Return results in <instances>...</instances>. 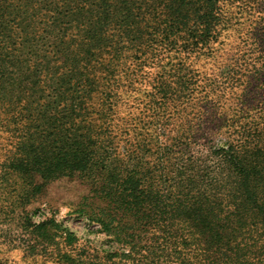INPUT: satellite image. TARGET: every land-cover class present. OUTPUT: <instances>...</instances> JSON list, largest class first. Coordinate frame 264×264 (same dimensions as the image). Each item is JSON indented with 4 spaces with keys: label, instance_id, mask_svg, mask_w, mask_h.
<instances>
[{
    "label": "trees",
    "instance_id": "16d2710c",
    "mask_svg": "<svg viewBox=\"0 0 264 264\" xmlns=\"http://www.w3.org/2000/svg\"><path fill=\"white\" fill-rule=\"evenodd\" d=\"M222 2L0 0V187L10 209H1L0 217L10 225L6 234L16 230L32 252L82 264L65 251L75 241L71 233L63 234L52 218L33 222L26 213L48 183L77 177L89 189L77 213L91 206L86 219L110 242L130 248L131 254H121L125 259L139 253L135 242L148 226V239L160 241L166 254L173 250L177 264H192V258L196 264L262 262L264 124L241 128L225 147L211 146L206 153L214 161L206 170L197 166L203 145H188L172 174L166 163L158 176L141 166H147L144 148L137 147L140 158L131 171L129 151L118 150L131 121L117 105L116 65L129 58L130 43L164 12L153 30L170 52L186 32L189 46L205 48ZM259 20L264 24V15ZM169 86H159L163 98ZM166 152L152 155L162 161L158 155Z\"/></svg>",
    "mask_w": 264,
    "mask_h": 264
},
{
    "label": "rangeland",
    "instance_id": "374dc122",
    "mask_svg": "<svg viewBox=\"0 0 264 264\" xmlns=\"http://www.w3.org/2000/svg\"><path fill=\"white\" fill-rule=\"evenodd\" d=\"M218 9L221 17L216 33L211 41L204 42L205 48L189 46L191 33L186 32L177 36L176 51L170 52L153 30L163 19L162 12L158 21L156 14L152 18L151 29L130 43L134 47L126 52L129 58L116 65L120 84L117 105L121 116L131 121L128 136L118 150L122 154L121 147L125 146L129 151L130 171L140 158L137 147H142L147 166H141L145 170L158 176L165 173L160 167L169 163L172 174L174 160L188 145L193 149L203 145L199 149L205 152L197 166L206 170L214 161L206 153L211 146L225 147L241 128L264 124V24L259 20L264 15V0H223ZM98 75L102 77L101 72ZM164 82L171 84L165 98L158 90ZM164 148L166 154L158 155L162 161H157L152 154ZM88 196V186L77 177L60 178L44 187L26 207V213L33 222L52 218L66 230L63 234L71 233L75 241L65 251L82 264H177L173 250L167 249V255L160 241L148 239V226L140 230L142 238L135 242L139 253L123 258L122 253L131 254L130 248L110 242L98 225L86 219L91 206L83 210L86 214L77 213ZM6 202L7 195L0 187V211H10ZM2 218L0 264H63L55 256L32 252L16 230L6 234L10 225H4ZM108 254L114 256L112 260ZM193 259L192 264H196ZM260 262L264 264V256Z\"/></svg>",
    "mask_w": 264,
    "mask_h": 264
}]
</instances>
